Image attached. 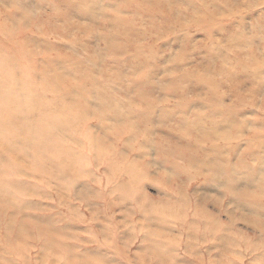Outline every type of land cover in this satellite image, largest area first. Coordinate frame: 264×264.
Instances as JSON below:
<instances>
[{
    "label": "rangeland",
    "instance_id": "obj_1",
    "mask_svg": "<svg viewBox=\"0 0 264 264\" xmlns=\"http://www.w3.org/2000/svg\"><path fill=\"white\" fill-rule=\"evenodd\" d=\"M0 68V264H264V0H0Z\"/></svg>",
    "mask_w": 264,
    "mask_h": 264
},
{
    "label": "bare ground",
    "instance_id": "obj_2",
    "mask_svg": "<svg viewBox=\"0 0 264 264\" xmlns=\"http://www.w3.org/2000/svg\"><path fill=\"white\" fill-rule=\"evenodd\" d=\"M4 21V20H3ZM3 21H2V23H3ZM4 24H7L6 22L4 23ZM14 33V32H13ZM24 43V42H23ZM28 49V48H27ZM28 52H31V50L30 51H28ZM1 69V68H0ZM51 76H52V78L51 79H53L58 85H59V87L60 88H64L65 87V81L63 80V78L62 77H58L57 75H58V73L57 74H55L54 73V71L53 70H48L47 71ZM56 75V76H55ZM17 78V77H16ZM22 115V114H21Z\"/></svg>",
    "mask_w": 264,
    "mask_h": 264
}]
</instances>
